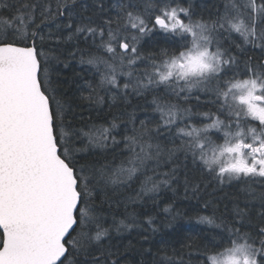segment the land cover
I'll list each match as a JSON object with an SVG mask.
<instances>
[{"label":"snow or ice","instance_id":"6c2138e0","mask_svg":"<svg viewBox=\"0 0 264 264\" xmlns=\"http://www.w3.org/2000/svg\"><path fill=\"white\" fill-rule=\"evenodd\" d=\"M92 5L81 0L0 5V264H121L112 228L119 233L138 225L120 221L106 227L93 206L94 194L117 192L141 173L145 179L131 198L135 202L169 186L189 160L202 176L240 182L230 219L216 225L227 231L231 247L219 255L205 248L207 264H240L241 258L244 264H264V59L249 57L240 70L230 53L233 44L240 50L251 45L264 57V0H223L222 10L214 5L216 12L207 16L195 11L193 0H92ZM49 25L70 30L69 39L82 35L95 49L81 54L80 62L94 73L84 99L96 102L101 91L113 89L125 99L152 95L151 114L139 127L134 115L128 117L127 166L81 162V136L100 147L117 141L109 128L84 133L71 124V106L44 51L52 38L45 31ZM157 34L165 44L145 54L142 41ZM193 90L201 95L192 97ZM202 97L207 111L194 113L180 104ZM149 168L153 175L146 174ZM188 183L185 173L186 190ZM165 262L171 264L170 258Z\"/></svg>","mask_w":264,"mask_h":264},{"label":"trees","instance_id":"16d2710c","mask_svg":"<svg viewBox=\"0 0 264 264\" xmlns=\"http://www.w3.org/2000/svg\"><path fill=\"white\" fill-rule=\"evenodd\" d=\"M220 1L194 0L195 11L206 16L209 13L214 14L216 12L214 5ZM9 2L10 0H0V5ZM107 2L110 4L112 0ZM81 3L93 6L92 0H81ZM45 31H50L52 38L45 41L44 51L53 69V79L59 81L58 90L62 93L64 101L71 106L72 111L69 113L71 124L82 129L84 133L109 128L117 141L113 143L109 139L106 147H100L89 143L87 135L81 136L77 142V147L83 149L80 153L83 157L81 162L112 168L124 162L127 166L131 153L125 147V127L129 134L132 130L128 117L134 115L136 126L139 127V120L151 114L152 95H129L125 99L121 95L114 96L113 89L112 93L101 91L96 97V102L84 99L89 95L87 84L93 81L94 73L90 71V65L80 62L81 54H87L95 49L90 47V42L85 44L82 35L69 39L68 29L58 30L54 25H49ZM74 31L73 28L71 32ZM233 37L236 43L243 45L242 37L235 33ZM164 44L163 35L157 34L145 37L142 48L147 54L149 51L158 52ZM230 53L238 57L240 70H243L244 61L249 57L253 62L264 59L261 51L251 45H243V50H240L233 44L230 46ZM123 79L120 77L119 82L123 83ZM196 95L201 94L193 90L191 96ZM180 104L184 108H191L194 113L207 111L210 107L203 97L200 101L194 98L182 100ZM200 119L197 116L192 117L193 121ZM113 123L117 125L116 128H112ZM152 163L148 162L149 165ZM167 170L168 168L163 169ZM178 172V179L169 186L161 185L158 191L142 196L135 202H132L131 198L140 193L142 181L145 179V175L141 173H137V177L128 181L117 192H112L110 188L107 196L103 193L94 194L93 206L106 221V227L119 225L120 221H124L125 225H138L131 228L123 227L119 233L115 227L112 228L110 240L111 244L119 249L121 264H166L165 257L170 258L171 264H207L205 248L211 249L209 255H219L231 245L227 231L216 225L221 224L222 220L230 219L228 209L234 203L233 198L240 194V182L234 180L221 184L210 175L202 176L190 160L187 167L181 164ZM185 173L189 179L187 190ZM146 174L153 175L150 168ZM200 217H207L213 223H209L208 220L201 221ZM149 218L152 221L151 226L148 224Z\"/></svg>","mask_w":264,"mask_h":264},{"label":"rangeland","instance_id":"374dc122","mask_svg":"<svg viewBox=\"0 0 264 264\" xmlns=\"http://www.w3.org/2000/svg\"><path fill=\"white\" fill-rule=\"evenodd\" d=\"M193 3H194V0H193ZM216 5L217 6H219L220 5V8H221V10H222V8H223V0H221L220 2H216ZM206 16V15H205ZM256 49V48H255ZM257 50H259V49H257ZM196 91V90H195Z\"/></svg>","mask_w":264,"mask_h":264},{"label":"clouds","instance_id":"9594fccd","mask_svg":"<svg viewBox=\"0 0 264 264\" xmlns=\"http://www.w3.org/2000/svg\"><path fill=\"white\" fill-rule=\"evenodd\" d=\"M240 243H243V241H240ZM231 247V245L229 246V248ZM208 264H212V261L211 260H208ZM240 264H244V260L243 258H241L240 260Z\"/></svg>","mask_w":264,"mask_h":264}]
</instances>
